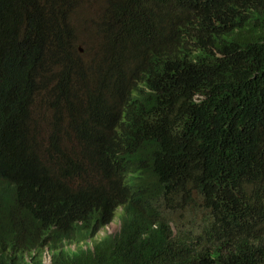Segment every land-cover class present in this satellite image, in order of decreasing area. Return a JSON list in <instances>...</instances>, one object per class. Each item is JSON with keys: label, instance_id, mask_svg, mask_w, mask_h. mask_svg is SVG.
Masks as SVG:
<instances>
[{"label": "clouds", "instance_id": "9594fccd", "mask_svg": "<svg viewBox=\"0 0 264 264\" xmlns=\"http://www.w3.org/2000/svg\"><path fill=\"white\" fill-rule=\"evenodd\" d=\"M35 5L41 7L32 0L27 16ZM177 14L182 24L179 35L155 39L143 34L124 55L108 47L92 60L86 83L100 85L98 91L108 107V127L104 128V120L85 96L84 117L89 126L79 129L83 149L97 147L102 134H108L104 162L122 170L119 181L125 188L141 193L152 182L143 177L144 170H152L154 177L163 166L157 142L192 139L183 130L191 129L198 121L197 112L202 111L206 117L201 134L211 140L210 146L199 147L210 153L203 160V170L191 161L179 165L172 158L167 160L160 176L159 213L146 221L149 231H167L166 242L153 243L158 264H201L216 256L223 264H264V0H192L186 11ZM237 36L245 38L243 44L235 45ZM67 43V39H53L39 47ZM72 44L85 57L79 39ZM244 54L254 70L250 102L242 95L235 74L237 65L243 68ZM228 64L234 67L230 78L223 76ZM207 89L220 98L212 108L207 105ZM214 115L224 118L220 132ZM50 121L51 111L36 103L34 122ZM107 205L111 212L106 219L94 224L74 222L65 252L84 251L89 264H106L103 240L119 239L127 225L124 205ZM115 224L117 231L106 233ZM239 247L248 254H241ZM55 253L49 247L34 248L23 254V261L52 264Z\"/></svg>", "mask_w": 264, "mask_h": 264}, {"label": "trees", "instance_id": "16d2710c", "mask_svg": "<svg viewBox=\"0 0 264 264\" xmlns=\"http://www.w3.org/2000/svg\"><path fill=\"white\" fill-rule=\"evenodd\" d=\"M26 1L17 5L15 0H0V263L26 264L24 253L49 247L56 252L52 264H89L86 252H65V241L74 222L106 219L111 212L107 204H115L124 205L127 225L119 239L103 240L106 264H158L153 243L166 242L167 231H149L146 221L159 213L163 166L172 158L176 164L191 161L203 170L210 153L199 147L211 144L201 134L205 113L198 111V121L191 129L184 128L183 135L192 139L157 142L163 166L154 177L152 170H144L143 177L152 182L141 193L125 188L119 181L122 170L104 162L102 153L110 136L103 133L100 145L83 149L79 129L89 126L85 96L108 127L100 85L86 83L92 60L108 47L124 55L143 34L155 39L179 35L182 24L177 13L186 11L192 0H104L96 13L87 15L84 8L90 0H38L42 8L35 5L28 16L32 0ZM76 38L85 57L72 44ZM53 39L68 43L39 47ZM234 41L243 44L245 38L237 36ZM242 57L243 68L237 65L235 74L250 102L254 70L248 54ZM223 76H234L232 64ZM207 91V105L212 108L220 98ZM36 103L51 111L50 124L34 122ZM213 121L216 131H222L223 116L214 115ZM38 124L46 126L44 134ZM239 252L248 254L244 247ZM201 264H223V260L216 256Z\"/></svg>", "mask_w": 264, "mask_h": 264}, {"label": "rangeland", "instance_id": "374dc122", "mask_svg": "<svg viewBox=\"0 0 264 264\" xmlns=\"http://www.w3.org/2000/svg\"><path fill=\"white\" fill-rule=\"evenodd\" d=\"M103 1L104 0H90V2L88 4L85 5L84 8V14H93L96 13L99 10V5H103ZM88 31H90V29L88 28ZM37 128L39 129L41 134H44L46 132V126L44 124H38ZM118 229L117 224H115L112 227H109V229L106 231V233H114L116 232ZM45 264H47L46 262H44Z\"/></svg>", "mask_w": 264, "mask_h": 264}]
</instances>
